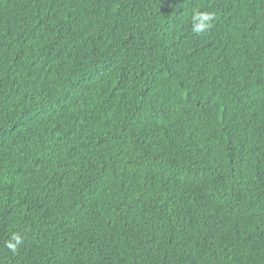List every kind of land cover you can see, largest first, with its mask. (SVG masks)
<instances>
[{
	"label": "trees",
	"instance_id": "1",
	"mask_svg": "<svg viewBox=\"0 0 264 264\" xmlns=\"http://www.w3.org/2000/svg\"><path fill=\"white\" fill-rule=\"evenodd\" d=\"M0 264H264V0H0Z\"/></svg>",
	"mask_w": 264,
	"mask_h": 264
}]
</instances>
